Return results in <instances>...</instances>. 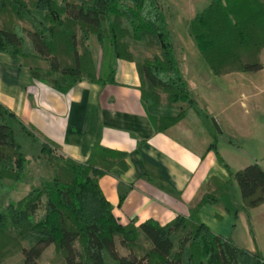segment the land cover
<instances>
[{"label":"trees","instance_id":"16d2710c","mask_svg":"<svg viewBox=\"0 0 264 264\" xmlns=\"http://www.w3.org/2000/svg\"><path fill=\"white\" fill-rule=\"evenodd\" d=\"M190 30L216 75L263 68L259 54L264 46V0H212L192 18ZM93 38L103 52L100 67L90 45ZM134 47L149 52L139 59ZM0 52L22 62L21 82L39 80L63 93L82 80L115 82L117 61H135L142 98L161 132L197 104L159 0H0ZM52 151L0 103V195L6 177L23 181L30 160ZM52 157L59 161L53 179L6 209L0 206V231L10 227L32 235V245L20 249L22 264H40L51 244L66 264H107V258L117 264H264L261 254L214 233L197 213L178 215L165 225L155 220L139 226L119 223L98 178L115 165L127 169L125 153L99 146L87 162ZM233 175L243 208L264 203V168L259 163ZM215 199L208 194L202 203ZM140 234L151 244L142 256L134 251ZM117 237L130 254L118 252Z\"/></svg>","mask_w":264,"mask_h":264},{"label":"crops","instance_id":"0c3cea01","mask_svg":"<svg viewBox=\"0 0 264 264\" xmlns=\"http://www.w3.org/2000/svg\"><path fill=\"white\" fill-rule=\"evenodd\" d=\"M102 53L99 46V67ZM21 69V61L0 52V103L63 158L87 162L99 146L125 153L127 169L115 165L98 178L119 223L139 226L155 220L165 225L178 215L197 213L214 233L264 257V203L243 208L233 175L255 162L264 165L244 150L230 153L232 143L218 135L211 116L221 122L223 133H236L214 100L204 107L194 97L197 104L161 132L142 98L135 61H117L115 82L82 80L66 93L39 80L21 82ZM208 194L215 201L202 203Z\"/></svg>","mask_w":264,"mask_h":264},{"label":"rangeland","instance_id":"374dc122","mask_svg":"<svg viewBox=\"0 0 264 264\" xmlns=\"http://www.w3.org/2000/svg\"><path fill=\"white\" fill-rule=\"evenodd\" d=\"M159 2L166 13L172 40L180 56L182 74L187 75L190 80L188 86L192 96L200 100L204 107H207L205 102L214 100L215 109L222 113L225 121H232L233 130L236 133L233 137L228 136L226 132H219L216 128L218 135L228 140L229 144L232 143L231 147L224 143L226 147H230V153L241 154L244 150L249 157H256L264 165V71H236L230 75L229 73L216 75L204 59L196 40L191 35L190 24L192 18L207 8L212 0H159ZM24 26L28 27L26 24ZM90 45L96 56L99 45L95 38L90 41ZM133 51L139 59L149 52L144 47H134ZM259 60L264 63V46L261 47ZM40 64L46 66L44 61ZM175 106L179 107L180 104L177 103ZM212 118L217 120L222 129L221 122L215 116H211V121ZM52 156L63 157L53 149L50 155H41L39 158L37 156L30 160L23 175V181L14 182L9 177L4 179L6 188L0 195V206L3 209H6L10 203H15L44 180H51L57 175L59 161ZM42 215L43 212L38 219ZM32 241L31 233L25 229L10 227L1 229L0 264H22L24 257L20 249L22 246H31ZM135 243L134 251L139 256H142L151 245L142 234L138 236ZM116 244L121 255L130 254L131 251L122 244L119 237L116 238ZM39 262L40 264H66L64 257L58 253L54 244L45 249ZM107 264L117 263L107 258Z\"/></svg>","mask_w":264,"mask_h":264},{"label":"water","instance_id":"95a60500","mask_svg":"<svg viewBox=\"0 0 264 264\" xmlns=\"http://www.w3.org/2000/svg\"><path fill=\"white\" fill-rule=\"evenodd\" d=\"M212 121H213L215 127L217 128V130H218L219 132H222V129H221L219 123L217 122V120H216L215 118H212Z\"/></svg>","mask_w":264,"mask_h":264}]
</instances>
